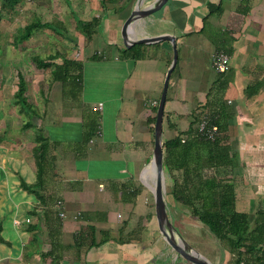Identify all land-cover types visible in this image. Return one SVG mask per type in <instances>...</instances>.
<instances>
[{"label":"crops","instance_id":"0c3cea01","mask_svg":"<svg viewBox=\"0 0 264 264\" xmlns=\"http://www.w3.org/2000/svg\"><path fill=\"white\" fill-rule=\"evenodd\" d=\"M156 1L129 0L118 18L115 10L103 15L86 39L99 38L101 51L82 50L80 80L54 81L51 68L34 104L27 85L32 118L15 104L18 72L10 93L14 75L1 67L0 264H190L167 243L152 201L155 124L173 45L144 44L138 49L144 56L135 59L118 32L137 6L147 9ZM164 35H174L178 49L165 105L164 153L165 143L197 132L202 113L212 117L224 106L231 164L220 169L222 177L235 185L237 211L255 214L264 208V0H169L129 34L132 41ZM220 51L230 59L224 74L213 67ZM255 84H261L259 92L249 97ZM99 103L103 108L96 111ZM30 119L34 127L25 129ZM40 130L50 142L42 178L35 158ZM165 175L168 213L172 207L185 216L180 223L192 222L172 195L183 171Z\"/></svg>","mask_w":264,"mask_h":264},{"label":"trees","instance_id":"16d2710c","mask_svg":"<svg viewBox=\"0 0 264 264\" xmlns=\"http://www.w3.org/2000/svg\"><path fill=\"white\" fill-rule=\"evenodd\" d=\"M24 1L2 0L0 20L4 14H11ZM128 4L129 0H100L104 16L107 14L109 5L115 7L120 5L118 11L123 12L127 10ZM101 20L100 17H95L85 23L81 19H77L79 30L87 38H91ZM40 29H48L62 36L65 35L66 30L62 21L34 22L22 30L19 40L21 42L28 41ZM143 46L144 44L135 45L125 53H129L131 58H141L144 55L140 54L138 49ZM32 60L40 69L52 68L51 75L54 81L64 83L81 79L83 67L81 61L65 58L62 64H56L55 57L47 61L39 56L33 57ZM18 80L15 104L20 107L21 114L31 117L36 112L26 96L27 82L22 70L18 73ZM260 87L261 84L249 86L248 96H255ZM226 111V108L222 106L214 116L212 115L213 122L219 127V135L215 141H207L200 138L197 132H192L187 138H175L165 143L164 170L169 174L175 170L183 171V177L174 181L172 195L175 201L189 209L191 216L208 228L225 251L232 256L233 264H241V262L264 264V208L259 206L255 214L237 211L235 185L217 174L218 170L231 164L227 153L228 149L223 143L229 128ZM32 127H34L32 119L27 120L24 128ZM36 142L38 146L35 149V158L39 178H42L50 142L41 130L37 132ZM36 186L24 184V188L28 190ZM90 230L94 234V229ZM1 231L0 228V243H5L1 237Z\"/></svg>","mask_w":264,"mask_h":264},{"label":"rangeland","instance_id":"374dc122","mask_svg":"<svg viewBox=\"0 0 264 264\" xmlns=\"http://www.w3.org/2000/svg\"><path fill=\"white\" fill-rule=\"evenodd\" d=\"M112 7V5H109L108 10L110 12L115 10L114 14L116 18H118V15L123 14L122 11H118L120 5H117V8ZM103 15L104 12L101 8L100 0H25L11 14H4L0 20V46H3V49L0 50V71L2 66H5V68L7 66L14 75L15 81L14 85L10 87V93H13L16 89V72L19 73L23 70L28 81L29 98L32 103L34 102L33 100L37 99L39 90L51 78V68H38L32 60L35 56H39L47 61L54 57L56 61L59 58H73L76 61H81L83 49L87 54L92 48L101 51V41L99 38H94L93 44L88 43L86 40L87 36L79 30L77 19H81L87 23L95 17L102 19ZM60 21L65 25L64 36L57 35L48 29H40L34 33V38L23 42L19 40L22 30L28 24ZM84 42L87 43V49L84 48ZM2 70L3 73L6 72L4 69ZM226 142L223 143L225 144ZM217 174L222 177L224 172L218 170ZM177 212L178 210H174L171 207L168 214H172L178 220L177 223L181 224L183 235L177 232L180 237L185 241L190 240L203 255L200 252L198 253L212 264H233L232 256L225 251L206 226H203L196 218L195 220L190 219L192 222L188 224L180 223L179 219H185V216L182 213L178 215ZM188 228L190 230L189 233L187 232Z\"/></svg>","mask_w":264,"mask_h":264},{"label":"water","instance_id":"95a60500","mask_svg":"<svg viewBox=\"0 0 264 264\" xmlns=\"http://www.w3.org/2000/svg\"><path fill=\"white\" fill-rule=\"evenodd\" d=\"M168 2L169 0H157L155 5L147 9H142L140 6H137L131 12L129 17L123 22L118 32L120 35L122 46L125 50H128L133 46L139 44H155L162 41H169L173 45V62L165 79L163 93L160 99L155 124V148L153 157L155 179L153 184V200L155 205L156 218L161 233L165 237L167 243L177 253L178 256H180L182 259H184L190 264H212L202 255L191 251L189 249L188 243L177 233V230L173 226L169 217L167 203L165 199L166 175L164 171L163 120L170 78L178 63V49L176 37L174 35H164L158 37H144L132 41L129 36L130 29L136 22L146 20L161 12L164 7L168 4ZM178 236L180 238H178Z\"/></svg>","mask_w":264,"mask_h":264},{"label":"built area","instance_id":"2783aa9c","mask_svg":"<svg viewBox=\"0 0 264 264\" xmlns=\"http://www.w3.org/2000/svg\"><path fill=\"white\" fill-rule=\"evenodd\" d=\"M230 59L224 52H217L213 59V67L219 74H224L229 69ZM103 108V104L99 103L96 107V111H100ZM197 135L207 141H215L219 135V127L213 122V118L207 113H202L199 119ZM63 216V214H61ZM30 223V220H27ZM245 264V262H241Z\"/></svg>","mask_w":264,"mask_h":264}]
</instances>
